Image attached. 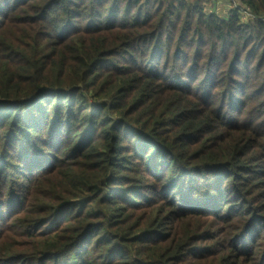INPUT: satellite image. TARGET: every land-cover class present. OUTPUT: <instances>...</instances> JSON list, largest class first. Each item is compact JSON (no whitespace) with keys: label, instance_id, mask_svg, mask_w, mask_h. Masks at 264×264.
Wrapping results in <instances>:
<instances>
[{"label":"trees","instance_id":"obj_1","mask_svg":"<svg viewBox=\"0 0 264 264\" xmlns=\"http://www.w3.org/2000/svg\"><path fill=\"white\" fill-rule=\"evenodd\" d=\"M208 1L0 0V264H264V0Z\"/></svg>","mask_w":264,"mask_h":264},{"label":"rangeland","instance_id":"obj_2","mask_svg":"<svg viewBox=\"0 0 264 264\" xmlns=\"http://www.w3.org/2000/svg\"><path fill=\"white\" fill-rule=\"evenodd\" d=\"M236 1L239 3L238 0ZM235 5L236 3L230 0H209L206 3L204 9L206 13H215L222 18H226L228 17L231 10H235ZM192 222H196V219H194Z\"/></svg>","mask_w":264,"mask_h":264},{"label":"built area","instance_id":"obj_3","mask_svg":"<svg viewBox=\"0 0 264 264\" xmlns=\"http://www.w3.org/2000/svg\"><path fill=\"white\" fill-rule=\"evenodd\" d=\"M230 1L236 3L234 9L238 11L239 15L241 16V21L249 22V21H254L256 19V16L249 7L237 3L236 0H230Z\"/></svg>","mask_w":264,"mask_h":264}]
</instances>
